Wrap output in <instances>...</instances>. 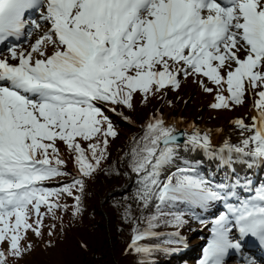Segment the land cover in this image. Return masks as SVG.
I'll use <instances>...</instances> for the list:
<instances>
[{
  "label": "snow or ice",
  "instance_id": "6c2138e0",
  "mask_svg": "<svg viewBox=\"0 0 264 264\" xmlns=\"http://www.w3.org/2000/svg\"><path fill=\"white\" fill-rule=\"evenodd\" d=\"M31 12L37 17L26 19ZM34 33L29 50L13 44L0 58V244H8L0 264L26 251L22 232L41 235L44 217L67 209L62 196L74 197L73 215L82 211L85 178L100 169L109 138L119 135L106 113L131 124L122 109L135 111L138 95L143 105L163 99L166 90L180 88L181 76L208 93L214 88L203 78L215 86L213 109L240 106L254 93L257 115L251 125L232 121L242 139L226 140L218 150L210 131L190 125V134L181 133L159 111L148 119L125 156L137 177L135 199L142 210L154 205V212L142 217L144 229L133 228L126 251L150 256L159 246L139 241L160 235L153 231L158 224L179 229L185 215L200 219L196 209H216L198 264H226L247 238L264 247V183L254 186L234 167H264V0H0V44ZM58 142L72 156L76 176L45 187L70 175ZM181 150L219 157L223 178L206 176ZM178 159L183 166L164 176ZM180 206L185 210H174ZM124 214L131 219L130 207ZM168 235L165 244L183 243L178 230Z\"/></svg>",
  "mask_w": 264,
  "mask_h": 264
},
{
  "label": "trees",
  "instance_id": "16d2710c",
  "mask_svg": "<svg viewBox=\"0 0 264 264\" xmlns=\"http://www.w3.org/2000/svg\"><path fill=\"white\" fill-rule=\"evenodd\" d=\"M168 92L171 93L172 90ZM151 101L143 105L138 95L135 111L124 110L134 121L135 126H129V123L120 117H111L119 135L116 138H109L108 158L102 161L100 169L92 177L85 178V189L89 188L90 193L81 197V199L83 197L92 199L93 202L89 203V206L87 201H81V209L92 212L95 219L87 222L82 217V212L73 215L74 197L62 196L60 203L66 204L67 209L56 210L54 217L46 215L43 219L41 235L37 236L31 230L22 232L20 244L26 251L19 258L8 255L6 264H181L182 256H178L175 251L163 250L180 249L182 246V244L163 243L170 238L169 235L144 238L145 241H142L141 245L162 247V250L158 248L150 256L126 251L133 235V228L138 226L141 230L144 229L147 224L142 217L154 212V205L142 210V205L135 199L137 177L128 167V157L125 156L130 150L132 137L138 139L142 135L144 118L149 111L148 108H151ZM187 105L189 104H182L183 109L188 108ZM121 129L129 130L130 136L124 138L120 133ZM82 145L86 147L85 142H82ZM60 147L61 158L66 161L64 169L76 170L66 147ZM63 183H68L66 177L46 181L43 186L59 187ZM75 195L81 194L74 191ZM129 207L131 219H125V209ZM88 208L91 210L89 211ZM174 210L185 209L180 206ZM41 211L45 212L46 209L42 206ZM33 216L30 217V223L35 220ZM192 218L191 215H185L186 223L179 228L184 234L183 242H186V238L192 234L193 230L190 227ZM92 224L93 227L90 226ZM173 228L177 229L173 225L158 224L154 229L164 231L174 230ZM0 250L7 253V242L0 244ZM147 257H154V260Z\"/></svg>",
  "mask_w": 264,
  "mask_h": 264
},
{
  "label": "rangeland",
  "instance_id": "374dc122",
  "mask_svg": "<svg viewBox=\"0 0 264 264\" xmlns=\"http://www.w3.org/2000/svg\"><path fill=\"white\" fill-rule=\"evenodd\" d=\"M37 17V14H36ZM39 33L37 35H34L33 38H38ZM32 37V36H31ZM25 35V39L21 44L18 45V47L23 48L25 51L29 50L30 44L35 41ZM11 46V45H10ZM9 46V47H10ZM8 47L5 48L0 52V58H4L8 56ZM52 49L49 47L48 48V53L51 54ZM38 58V57H37ZM11 63H17L18 61H11ZM181 79V86L178 90H175L170 93L168 92L171 89L166 90L167 95L163 97V99H153L151 101V108H148V112L146 114V117L144 118V124L148 121V119L155 115L157 111L163 115V118L165 119L166 122L168 123H175V126L177 127L178 130H182L183 132L187 131L189 134L192 131V128L190 125H194L197 129L201 131V133L205 131H210L211 133V139H212V145H213V150L215 147H221L223 145L224 141H229L232 144H237L239 141L242 139L241 135V129L238 128L232 121L235 119H242L245 124L251 125L252 124V112L255 111L257 114V110L254 107V103L256 100V96L254 93L249 92L246 97H245V102L240 105V106H235L233 105L231 108H222V109H213L210 107L211 104L215 103V96H216V91H215V86L211 84L207 80V78H203L204 82L209 86L213 87L214 91L212 93L205 92L200 84L198 82H193L194 78L189 76L187 79H185L183 76L180 77ZM223 95L227 96V88L226 85L224 86L223 90ZM168 101H171V105L168 104ZM182 104H189L187 105L188 108L183 109ZM137 106V105H136ZM123 111L126 109H122ZM162 110V111H161ZM126 115V111H124ZM129 112V110H127ZM143 113L145 110L142 111ZM110 117H119L116 116L115 114L111 112H107ZM133 121V120H132ZM133 123H129V126H135ZM219 130V131H217ZM124 138H128L130 136V131L123 130L121 129L120 132ZM120 134V135H121ZM251 133L245 132L244 135H250ZM60 146H64L62 143L58 142V147L61 150ZM65 147V146H64ZM180 156L184 160H193L194 162H199L197 166L199 167L200 171L205 174L206 176H224V171L221 169V165L219 163V157H209L207 156L202 150L198 152H184L181 150ZM217 160V161H216ZM216 164H219L217 166ZM177 166H183L182 160L178 159L174 162V165L169 169L168 172L164 173V176L168 175L170 171H175V167ZM236 168V171H241L243 170L242 164L237 163L234 165ZM222 171V172H221ZM70 175L66 177L68 180V183L71 182L72 178L76 176V170L71 168L69 171ZM164 178V177H162ZM90 193L89 188H86L81 195L84 196V194ZM86 197H83L81 201H87V204L89 206V203H92V199H85ZM90 211L91 209L88 208ZM82 217H84L87 222H90L95 219V215L92 212L84 211L82 210ZM216 212V211H215ZM215 212H202L200 209H197V213H200V219H194L192 218L190 220V227L195 229L194 233L188 236V242L190 246H199V243L203 241L202 239L198 241L199 235H202L201 237H204L205 242L206 240L211 239V219L214 218L213 213ZM33 216V215H32ZM35 217V216H33ZM82 220V219H81ZM189 219L187 218L186 221ZM201 220L206 221V223H201ZM30 223V218L28 220ZM189 223V222H188ZM93 227L94 225H90ZM174 230H156L153 229V231L159 233L160 235L158 236H167L169 233L176 232L177 230L179 231L180 229H175ZM180 237H183L184 234H182L179 231ZM154 236V237H158ZM147 238H152V237H147ZM132 236L130 238L131 243ZM142 241H145L142 239L139 241L141 243ZM164 243V242H163ZM185 243H181L182 246L180 249H178L176 254L178 256H182L183 261H181V264H198V261L202 258V250H198L197 248H192L188 247ZM190 251H196L198 253L193 254V255H188V250ZM162 250V247L159 248ZM186 254H185V252ZM147 258H152V257H147ZM154 258V257H153ZM152 258V259H153ZM154 260V259H153ZM157 260V259H156ZM157 264V263H156Z\"/></svg>",
  "mask_w": 264,
  "mask_h": 264
},
{
  "label": "bare ground",
  "instance_id": "6f19581e",
  "mask_svg": "<svg viewBox=\"0 0 264 264\" xmlns=\"http://www.w3.org/2000/svg\"><path fill=\"white\" fill-rule=\"evenodd\" d=\"M34 35H37V33H34L33 36L32 37H29V38L32 39L34 37ZM34 39H36V37L33 38V40ZM256 115H257L256 112L253 111L252 112V117H254ZM219 148L220 147L217 146V147L214 148V150H218ZM216 165L219 166V164H216ZM242 167H243L242 172L241 171H238V172H240L242 175L245 172H247L248 178L251 179V181L253 182V185L254 186H259L260 184L264 183V167H253L250 171H248V169L246 168V166L242 165ZM222 178H223L222 176H220V177L219 176H215V179L216 180H220ZM215 211H216V209H211L208 213L215 212ZM192 230H193L192 233H194L195 229L192 228ZM201 236L202 235H199L198 241H200L201 239L203 241H201L199 243V246L198 247L197 246H195V247L194 246H190V244L188 242V238H186V245L188 247L197 248L200 251L202 249L203 245L205 244V239H204V237H201ZM198 252H196V253H198ZM233 254H238V252H234V251L230 252V254L225 257V260L227 261L226 263H228V260L227 259L231 258L233 256ZM247 261L248 260H243V262H237L236 260H232V262L230 264H247Z\"/></svg>",
  "mask_w": 264,
  "mask_h": 264
},
{
  "label": "water",
  "instance_id": "95a60500",
  "mask_svg": "<svg viewBox=\"0 0 264 264\" xmlns=\"http://www.w3.org/2000/svg\"><path fill=\"white\" fill-rule=\"evenodd\" d=\"M181 133H183V131L182 130H179Z\"/></svg>",
  "mask_w": 264,
  "mask_h": 264
}]
</instances>
